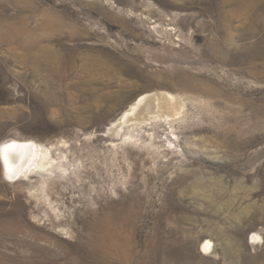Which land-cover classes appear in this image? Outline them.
<instances>
[{
	"label": "rangeland",
	"instance_id": "obj_1",
	"mask_svg": "<svg viewBox=\"0 0 264 264\" xmlns=\"http://www.w3.org/2000/svg\"><path fill=\"white\" fill-rule=\"evenodd\" d=\"M154 92L172 124L106 135ZM10 139L62 149L51 171L0 163V264H264V222L252 239L227 208L264 215V0H0Z\"/></svg>",
	"mask_w": 264,
	"mask_h": 264
},
{
	"label": "bare ground",
	"instance_id": "obj_2",
	"mask_svg": "<svg viewBox=\"0 0 264 264\" xmlns=\"http://www.w3.org/2000/svg\"><path fill=\"white\" fill-rule=\"evenodd\" d=\"M174 100L175 98L171 94L157 92L142 93L118 118L106 127V135L115 133L117 135L119 129L129 124L130 126H135L157 120L172 124L174 119H172L171 116L173 115L176 118L178 114L181 113V111H176L177 107ZM61 149L62 147L59 144H51L45 147L31 140L10 139L0 143V163L3 172L10 178H18V176H25L38 170L51 171L52 168L56 166V163H58L52 157L53 150L59 154ZM191 189L192 188H190V190ZM249 195V192H245L241 197L246 200L249 198ZM227 208L232 219H235L234 222H236L237 226L251 229L252 239L260 238L257 230H255L257 224H262V222H264V215L260 206L254 207L245 204L237 208L233 206V199L230 198L227 202ZM112 227V219L109 216H104L96 222L93 227L98 234L95 241L99 244H104L107 242V239L112 236L113 239L110 243L113 245V248L117 242L112 232ZM208 234L214 235L211 232ZM216 235L218 236L217 240L223 238L220 237L218 233ZM105 245H107V243ZM209 246L210 240L206 239L202 244V249L209 251Z\"/></svg>",
	"mask_w": 264,
	"mask_h": 264
}]
</instances>
